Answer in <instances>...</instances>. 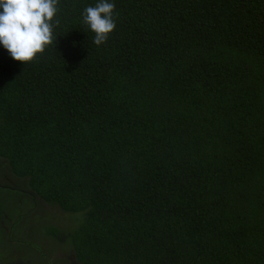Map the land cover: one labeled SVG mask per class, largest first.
<instances>
[{
	"label": "trees",
	"instance_id": "obj_1",
	"mask_svg": "<svg viewBox=\"0 0 264 264\" xmlns=\"http://www.w3.org/2000/svg\"><path fill=\"white\" fill-rule=\"evenodd\" d=\"M95 3L0 46L4 165L80 215L49 229L76 264H264V0H115L100 46Z\"/></svg>",
	"mask_w": 264,
	"mask_h": 264
},
{
	"label": "rangeland",
	"instance_id": "obj_2",
	"mask_svg": "<svg viewBox=\"0 0 264 264\" xmlns=\"http://www.w3.org/2000/svg\"><path fill=\"white\" fill-rule=\"evenodd\" d=\"M3 159L0 157V213L4 210L0 216V264L29 260V264H76L73 249L52 237L49 229L56 218L57 225L72 228L80 215L61 212L58 205L45 202Z\"/></svg>",
	"mask_w": 264,
	"mask_h": 264
},
{
	"label": "clouds",
	"instance_id": "obj_3",
	"mask_svg": "<svg viewBox=\"0 0 264 264\" xmlns=\"http://www.w3.org/2000/svg\"><path fill=\"white\" fill-rule=\"evenodd\" d=\"M59 0H0V46L17 61H32L53 42ZM115 0H96L82 13L97 46L116 28Z\"/></svg>",
	"mask_w": 264,
	"mask_h": 264
},
{
	"label": "flooded vegetation",
	"instance_id": "obj_4",
	"mask_svg": "<svg viewBox=\"0 0 264 264\" xmlns=\"http://www.w3.org/2000/svg\"><path fill=\"white\" fill-rule=\"evenodd\" d=\"M7 175H8V174H7V173H5V176H6V177H7ZM0 186H3V185L1 184ZM35 204H36V202H35Z\"/></svg>",
	"mask_w": 264,
	"mask_h": 264
}]
</instances>
